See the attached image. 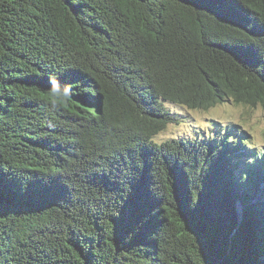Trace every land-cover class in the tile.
Segmentation results:
<instances>
[{
  "label": "trees",
  "instance_id": "trees-1",
  "mask_svg": "<svg viewBox=\"0 0 264 264\" xmlns=\"http://www.w3.org/2000/svg\"><path fill=\"white\" fill-rule=\"evenodd\" d=\"M220 103L264 107V0H0V264H264V153L160 137Z\"/></svg>",
  "mask_w": 264,
  "mask_h": 264
},
{
  "label": "rangeland",
  "instance_id": "rangeland-1",
  "mask_svg": "<svg viewBox=\"0 0 264 264\" xmlns=\"http://www.w3.org/2000/svg\"><path fill=\"white\" fill-rule=\"evenodd\" d=\"M183 114L186 115L185 122L169 127L160 135L161 140L183 136L189 129L215 132L220 126L225 128L227 125H237L239 133H245V142L253 149V153H264V107L261 105L249 108L235 103H220L207 111L193 110ZM241 207L239 206V212Z\"/></svg>",
  "mask_w": 264,
  "mask_h": 264
},
{
  "label": "water",
  "instance_id": "water-1",
  "mask_svg": "<svg viewBox=\"0 0 264 264\" xmlns=\"http://www.w3.org/2000/svg\"><path fill=\"white\" fill-rule=\"evenodd\" d=\"M241 209L243 210V207L240 208V212H239V206H238V214H242ZM240 217L242 218V215Z\"/></svg>",
  "mask_w": 264,
  "mask_h": 264
}]
</instances>
